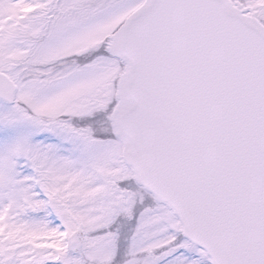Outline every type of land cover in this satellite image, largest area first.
Masks as SVG:
<instances>
[{
	"label": "snow or ice",
	"instance_id": "1",
	"mask_svg": "<svg viewBox=\"0 0 264 264\" xmlns=\"http://www.w3.org/2000/svg\"><path fill=\"white\" fill-rule=\"evenodd\" d=\"M0 264H264V0H0Z\"/></svg>",
	"mask_w": 264,
	"mask_h": 264
}]
</instances>
